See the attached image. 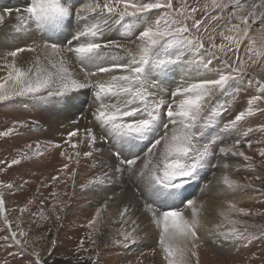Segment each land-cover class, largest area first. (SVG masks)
<instances>
[{"label":"snow or ice","instance_id":"1","mask_svg":"<svg viewBox=\"0 0 264 264\" xmlns=\"http://www.w3.org/2000/svg\"><path fill=\"white\" fill-rule=\"evenodd\" d=\"M210 7L220 14L209 15V6L205 5V15L196 19L195 14L200 9L189 10L183 4L177 8L173 0H90L79 10L73 0H26L17 31L27 30L38 34L39 38L33 39L31 45L16 47L0 56L5 73L0 76V101L16 97L70 100L79 90H90L93 101L88 125L91 126L81 130L80 121L72 120L77 127L67 133L64 143L71 151L60 153L68 161L60 171L67 174L73 160L79 165L81 158L102 154L97 145L107 144L112 149L110 157L115 158L110 169L113 175L127 171L135 178L136 188L144 199L143 206L158 230V244L166 264H192V257L196 258L195 264H199L196 249L200 240L198 230L202 227L200 211L196 201L186 197L185 189L208 164L207 158L213 149L218 147L224 157H243L249 162L246 166L253 167L252 158L236 150L241 143L239 138L230 145L224 144L220 136L204 143L202 125L211 111L207 107L210 98L217 93L230 92L237 79L250 75L254 66L264 65V44L257 47L256 40L250 37L253 25L258 23L260 38L264 40V0H251V3L211 0ZM225 9L228 19L212 27L214 21L224 18ZM153 14L155 19H152ZM3 20L4 16L0 15V21ZM73 20L75 30L66 35V29L73 27ZM210 29L221 38V42L216 43L215 36L207 37L210 49L214 50L211 56L223 54L220 68L211 67V58L206 61L185 59L186 53L199 54V50L204 49L203 33ZM111 33H118L124 42L107 38ZM242 45L246 59L239 55ZM26 51L34 53V58L27 64L18 63L19 54ZM73 58L80 65L82 79L69 67ZM187 63L194 65L196 74L185 69L179 81H171L176 86L170 87L168 78ZM254 82L258 94L250 96L247 108L240 110L223 131H237L246 118L256 111H264L259 106L264 104V80ZM251 84L249 81V86ZM258 130L264 132V125ZM13 131L8 129L0 135L8 136ZM253 131L248 128L242 135L247 137ZM52 147L62 145L57 143ZM82 147L87 150L82 151ZM259 155L264 158V149ZM18 162L13 159L11 163ZM102 167L108 168L103 164ZM222 167L228 169L229 164L224 163ZM69 175L74 178L76 170L72 169ZM102 175L103 179L90 183L103 184L111 180L108 170ZM57 179L52 177L53 181ZM217 182L228 189L239 187V182L228 174H223ZM2 187L11 189L12 185ZM177 204L190 209V217ZM4 208L5 200L0 193V213ZM26 210L27 207L22 208L21 212ZM232 213L251 215L248 210L228 202L227 210H221L219 215L232 226L219 235L224 240H242L247 229L242 231L237 227L240 221L233 219ZM128 214L129 206L119 210L121 222ZM100 215L97 211L89 224H96ZM3 222L11 229L7 216ZM26 235L20 232V236ZM127 235L125 233V238ZM248 238H252L251 234ZM9 242L18 246L20 254L27 253L31 246L30 241L17 239L15 231L0 234V247L7 249ZM30 264H45V261L38 252H33Z\"/></svg>","mask_w":264,"mask_h":264},{"label":"rangeland","instance_id":"2","mask_svg":"<svg viewBox=\"0 0 264 264\" xmlns=\"http://www.w3.org/2000/svg\"><path fill=\"white\" fill-rule=\"evenodd\" d=\"M80 1L90 2V0ZM12 2L14 1L0 0V15L4 16V20L0 21L1 44L4 38L8 39V34L11 31L17 30L19 27V21H12L9 15L14 6ZM73 2L76 3L77 10H79L77 0H73ZM224 2H228V0H224ZM173 3L177 8L183 4L189 10L192 7L200 9L195 14L196 19H201L205 15L203 11L205 5L209 6V15L220 14L218 11L211 9V0H173ZM248 3H251V0H248ZM222 15L224 18L214 21L212 27L224 24L229 16L228 10L225 9ZM152 19H155V14L152 15ZM73 22L75 23V20ZM188 23L191 25L192 21L189 20ZM6 26L7 28H5ZM259 27L258 23L254 24L250 35ZM73 29V27L66 29L65 34L70 35L75 30ZM209 35L216 37V43H219L217 41L219 36L211 29L209 32L203 33L204 49L212 52L214 50L210 49V43L207 39ZM34 38L38 39V34H35ZM107 38L124 42L118 33H111ZM229 56L236 59L232 53H229ZM223 58V54H219L216 58L218 64L213 68L222 67L221 61ZM255 79L264 80V65L254 66L250 69V75L239 78L234 82V87L230 92L217 93L208 102L207 107L211 111L205 116V122L202 125L203 142L206 143L212 137L220 136L224 144L230 145L239 138L241 143L236 150L243 151L246 156L251 157L253 167H247L246 165L249 162L244 161L243 157L222 156L219 153V148L215 147L212 155L207 158L208 164L199 171L197 178L186 188H194L196 192L193 194H200L203 187L217 183V175L225 174L226 170L222 165L227 163L229 164L228 169L233 171L232 179L239 182V187L229 189V193H233L231 198L234 197V200L232 199V201L238 208L248 210L251 215L243 216L242 214L232 213V218L240 221L237 227L241 228L242 231L245 228L247 229L245 238L242 240H227L228 250L224 252H222V249L216 250L207 243H203L202 249L198 251L199 264H264V158L259 155L260 150L264 149V132L258 130L261 125H264V111H256L253 116L246 118L237 131H223L224 126L240 110L247 108L243 106L247 105L250 96L258 94L250 90L256 86ZM249 81H252L251 86H249ZM77 94H72L70 100L59 97L50 98L60 100L59 103L55 101L56 104H53L56 108H67V102H72L69 104L73 108L81 106V111L90 110L92 98L88 99L90 96H87L84 99L85 103H83L81 100H76V97L80 96ZM46 98L16 97L8 101H0V133L6 132L8 129H14L8 136L0 135V193H3L5 200L4 211L0 213V234L15 231L17 239L22 242L28 240L31 244L28 252L24 254H20L18 246L11 242H9L7 249L0 247V264H4L5 260L7 264H30V257L33 252H38L45 264H166L158 241L151 239L155 236L147 233L148 229L145 230L144 225L137 226V232L125 238L123 235L125 231L133 228L136 224L133 221L128 223L122 231L117 232L112 228L106 229V225L99 229L98 222L94 226L92 225L93 227L91 226L89 230L81 227L79 229L81 220H77L74 222L76 227L71 230L72 232L68 231L66 235L58 236L65 224L64 221L68 216H71L73 211L77 210V207L90 206L89 204L101 206L102 203L99 200H93L94 202L85 200L84 202L87 203L83 202L79 206L73 203L76 195L85 189V186L77 184L80 176L78 165L73 161L67 174L61 172L63 165L68 163L60 155L62 151L67 150L66 147L62 144L61 148L52 147V144H60V142H55L56 136L50 135V133L47 134L44 130H39V133L34 130V124H42L44 116L48 114L47 109L50 108L51 104L46 102ZM89 103H91V106ZM259 106L264 108V104ZM52 111L53 114L47 118L48 121L53 116L54 118L59 117L57 119V121H60L58 125L62 124L63 120L60 119V116H57L59 113L56 110ZM72 111H75V109ZM248 128H253L254 131L244 137L242 133ZM57 137L61 139L63 135L58 134ZM249 142H251V146H249ZM37 144H39V148H37ZM141 156L143 157V153H141ZM13 159L19 162L12 164ZM31 169L34 171L31 172ZM72 169L76 170L74 178L69 175ZM30 173L36 178L30 177ZM126 173L129 175L128 172ZM54 176L58 177L55 181L52 180ZM30 181L35 186L30 192H27V185ZM131 181L135 182L133 179ZM7 184H11L12 188L2 187V185ZM218 184L226 188L224 185ZM53 193H55V196L52 195ZM241 199L243 200L241 203H239L240 201L235 202ZM54 205L55 210H53ZM25 207H27V210L22 213L21 209ZM177 207L179 209L184 208L183 205ZM4 216H7L11 229H8L3 222ZM57 216L59 219H57ZM138 217L139 215L136 214L135 220ZM86 218H89V216L87 215ZM231 226L223 219L221 225L218 226V231H227ZM21 231L27 233V235L20 236ZM249 234L252 236L251 239L248 238ZM139 240L147 241L143 244L142 249L136 248L141 243H138ZM81 241H83V247H80ZM93 241L95 242L93 243ZM112 245L115 247H111ZM195 260L196 258L192 257V264H195Z\"/></svg>","mask_w":264,"mask_h":264},{"label":"bare ground","instance_id":"3","mask_svg":"<svg viewBox=\"0 0 264 264\" xmlns=\"http://www.w3.org/2000/svg\"><path fill=\"white\" fill-rule=\"evenodd\" d=\"M13 1L14 2H12V3L14 6L12 7L9 15H10L12 21L13 20H14V22L19 21L18 23H20L21 12L24 9V7L26 6V3H25L26 0H13ZM81 2L82 1L78 2L79 8L82 7V5L84 4V1L82 3ZM18 10H21V11H18ZM74 26H75V23L73 24V28H74ZM5 28H7V26ZM259 29H260V27L256 30H254L253 34L250 35V37L252 39L256 40V46L257 47H259L261 44H264V40H262L260 38ZM8 35H9L8 39L4 38L2 44L0 43V56L4 55L8 51L14 50L16 47H26L28 45H31L33 42V39H36V38H34V34L32 32L27 31V30L22 31V32H18L17 30H13ZM217 41L220 43L221 38L218 37ZM246 43H247V40L245 41V44ZM239 55L241 56V58H244V59L247 58L246 54L244 52V45L241 46V50H240ZM34 56H35L34 53L27 52V51L20 53L18 58H17V62L20 64H27L29 61H31L34 58ZM209 58L212 59L211 67H215L216 64H218V61L216 60L217 57H215V58L212 57L210 50L207 51L206 49H201V50H199V54L186 53V55H185V59L187 61H191L193 59L206 61ZM69 67H70L72 73L77 78H81V79L83 78V72L80 69V65L74 60V58L70 62ZM185 69L191 70L193 75L196 74L194 65H192L191 63H187L184 65L183 68H177L175 71V74L168 78L170 81V84H169L170 87L174 88L176 86V84L171 83V81L172 80L179 81L180 77L184 73ZM4 74L5 73L2 70V61H0V76H3ZM211 75L212 74L209 73V76H211ZM250 90L253 93L257 92L256 86H254L253 89L251 88ZM76 93H78L77 95H80L79 97H76V100L78 99L77 101L81 100V102L85 103L84 99L87 98V96H90V97H88V99L92 98L91 100L93 101V97L91 96L89 89L79 90ZM55 101L57 103L60 102L59 99L53 100L50 97L46 98V102L51 104V106H49L50 108L47 109L48 112L46 111L48 114L44 116L42 124H40V123L34 124L33 127H35L34 130L37 131L38 133L41 130H44L45 133H47V134L50 133V135L56 136L55 142L56 141L60 142V144L64 145L68 151H71V149L68 148V146L64 143L65 140L67 139V133L72 131L75 127H77L76 125H73L71 122L74 119L79 120L80 121L79 127L81 128V130L85 126H91V125H88V120L91 119L90 110H87V111L82 110L81 111L80 110L81 106H75L73 108L70 106V104L72 102H67V104H66L67 108H63V107L62 108H56L53 105L54 103L56 104ZM90 104L91 103H89V105ZM89 105H88V107L91 106V105L90 106ZM243 107H247V105L243 106ZM74 109H75V111H72ZM52 110H56L59 113L57 116H60V119L63 120L62 124L58 125L60 123V121H57V119H59V117L54 118V116H53L51 118V120L48 121L47 118L50 117L51 114H53ZM55 133L61 134V136L63 135V138L59 139L57 137L58 134H55ZM97 147L102 149V154L101 153H94L93 157L81 158V160H80V163L78 165V169H79L78 172H79L80 176L78 177L77 184H79V186H85V189L81 190V192L76 195V198L74 199L73 203L79 206L85 200H87V201L99 200V202L102 203V205L101 206H92L91 204H89L90 206H86V207L79 206V207H77V210L73 211V213L71 214L70 217L69 216L67 217L68 220L66 219L64 221L65 224L62 228V231L60 230V232L58 233V236L66 235V233L68 231H71L74 227H76L75 226L76 224H74V222L77 220H79V221L81 220L80 221L81 225L78 227L79 229L84 228V229L89 230L92 226L89 224V222L95 217L96 212L100 211L101 215L99 218H97V222L99 223V229H102L103 225H106V229L112 228V229H114V231H117V232L122 231L128 223L135 220V215L138 214L139 217H138V219L135 220L136 221L135 226H133V228H130L129 230L125 231V233H128L127 237L131 236L137 232L136 231L138 228L137 226L144 225L145 226L144 229L145 230L148 229L147 233L155 236L154 238H151V239L153 241L157 242L158 241V230L151 223L150 214L146 212V210L143 206L144 205V199L140 196V191H138L136 188L135 178L130 176V174L128 175L126 173L127 171H124L122 174L121 173H115L113 175L112 171L110 170L111 166L115 163V158L110 157V153H111L112 149H110L109 146H107V144H102V143H98ZM83 150H87V149L82 147V151ZM73 161L75 162V160H73ZM102 164L107 165L108 168L105 169L104 167H102ZM105 170L109 171V175L111 176L110 181H107L103 184L90 183V181H93L94 179H97V178L103 179L104 177H103L102 173ZM225 170H226L225 174H228L230 176V178H232L233 171L230 169H225ZM32 171H34V170L31 169V172ZM29 176L36 178L31 173ZM221 176L222 175H217L216 180L218 181ZM131 179H133L135 182H132ZM33 184L34 183H32V181L29 182V184L27 185V187H28L27 192H30V190L34 188L35 185H33ZM216 184H218V182ZM216 184H211L210 186L208 185L207 187H203L202 190H200V194H198V195H197V193L193 194L194 192H196V190L194 188H186L185 189L186 197L189 199H194L197 203V208L200 211V220H201L202 227L198 230V235L200 236V240L198 241L199 248L196 249L197 252L200 249H202L203 243H207L209 246H211L212 248H214L216 250L222 249V252L228 250V245H227L228 241L224 240V238L219 235L220 231H218V226L221 225V221H223V218L219 215V212L221 210H227L228 202L233 203L232 199L234 200V197L231 198L233 193L230 194L229 189L223 188V187L219 186V184L218 185H216ZM141 187H142V185H141ZM65 192H64V194H65ZM235 199L237 200V198H235ZM241 201H243V200L241 199V200H238L235 202L241 203ZM84 203L86 204L87 202H84ZM178 205H180V204H177V206ZM124 206L130 207V214L126 215V217L124 218V221L121 222L120 216H119V210L121 208H123ZM182 210H184L185 214L190 217V209L183 208ZM87 215L89 216V218H86ZM93 226H94V224H93ZM106 229H104V230H106ZM112 233H113V231H112ZM125 233L123 234L124 236H125ZM139 242H141V243H139ZM145 242H147V241L146 240H139L138 241L139 245L136 248L142 249V246ZM111 247H115V246L112 245Z\"/></svg>","mask_w":264,"mask_h":264}]
</instances>
